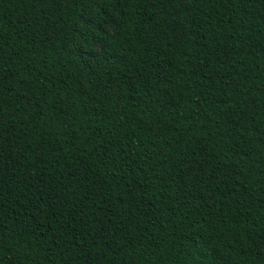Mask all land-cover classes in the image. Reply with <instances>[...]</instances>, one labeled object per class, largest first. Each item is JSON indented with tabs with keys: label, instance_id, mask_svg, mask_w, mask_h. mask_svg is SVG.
Masks as SVG:
<instances>
[{
	"label": "trees",
	"instance_id": "obj_1",
	"mask_svg": "<svg viewBox=\"0 0 264 264\" xmlns=\"http://www.w3.org/2000/svg\"><path fill=\"white\" fill-rule=\"evenodd\" d=\"M0 264H264V0H0Z\"/></svg>",
	"mask_w": 264,
	"mask_h": 264
}]
</instances>
